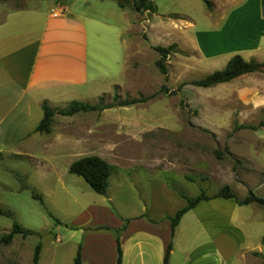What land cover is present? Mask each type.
Segmentation results:
<instances>
[{
  "label": "rangeland",
  "instance_id": "374dc122",
  "mask_svg": "<svg viewBox=\"0 0 264 264\" xmlns=\"http://www.w3.org/2000/svg\"><path fill=\"white\" fill-rule=\"evenodd\" d=\"M85 1L0 0V22L15 8L49 9L71 2L83 8ZM88 2L90 16L126 27L124 46L115 45L111 37L102 38L97 55L104 75L84 88L83 102L106 108L56 113L50 133L3 147L0 153V208L11 212L0 215V237L15 222L30 230L24 239L30 264L38 244L39 264H72L78 246L89 247V231L97 228L91 226L100 220L112 227L116 218L173 214L186 203L182 195L210 197L224 186L243 199L252 181L264 177V105L258 103L264 99V69L207 87L195 84L222 69L214 58L227 61L238 54L229 47L213 58L227 45L228 30L221 28L222 20L217 28L209 24L202 0H154L157 14H168L176 23L168 33L149 27V12L127 5L126 22H120L115 0ZM124 55L125 69L118 68ZM133 99L135 103L120 105ZM88 155L113 166L105 195L68 172L72 161ZM33 194L41 196L42 203ZM257 224L264 231V221ZM105 231L114 236L111 228ZM197 235L196 220L182 217L168 264L198 263L202 258H188L199 244ZM253 240L248 242L255 244ZM241 257L227 264H254ZM258 261L262 264L263 256Z\"/></svg>",
  "mask_w": 264,
  "mask_h": 264
},
{
  "label": "crops",
  "instance_id": "0c3cea01",
  "mask_svg": "<svg viewBox=\"0 0 264 264\" xmlns=\"http://www.w3.org/2000/svg\"><path fill=\"white\" fill-rule=\"evenodd\" d=\"M210 1L214 13L207 9L209 24H215L217 28L222 20L221 28L226 26L228 30L227 45L217 49V56L213 55V58L230 47L245 60L264 59V0ZM116 5L119 7L116 20L126 22V11ZM82 7L71 2L49 9L15 8L0 22V153L3 147L42 134L35 128L43 116L41 105L44 101L55 109L71 101H87L84 88L104 75L101 69L104 66L98 56L103 37H111L117 46L125 45L126 27L90 16L88 0ZM181 15L193 20L187 13ZM163 16L172 21L163 22ZM147 20L150 28L163 29L167 33L176 25L171 16L159 15L157 11ZM214 59L222 64V68L228 61ZM125 64L124 55L123 62L117 67L125 69ZM261 101L258 103L264 105ZM250 191L264 198V177L252 181ZM175 212L165 213V216L164 213H145L136 219L116 218L112 227L105 221H98L91 227H109L114 238L104 229H91L89 247L81 245L82 264H115L114 230L119 231L121 264H163L168 244H172L174 236L169 217ZM186 216L196 220L200 240L188 256L189 261L202 258L195 264H227L228 260L242 255L241 258H251L254 264H259V257L264 259V231H260L262 227L257 224L264 221V211L256 204L239 205L232 198L212 197L198 202L182 217ZM16 235L20 234H14L10 243H0L5 248L0 252V264H30L24 250L25 238L21 235L15 238ZM249 238H254L255 244L249 243ZM170 255L171 251L169 258Z\"/></svg>",
  "mask_w": 264,
  "mask_h": 264
},
{
  "label": "trees",
  "instance_id": "16d2710c",
  "mask_svg": "<svg viewBox=\"0 0 264 264\" xmlns=\"http://www.w3.org/2000/svg\"><path fill=\"white\" fill-rule=\"evenodd\" d=\"M116 3L121 7H126L130 5V7L139 13L156 12L157 8L154 4V0H115ZM207 7L208 10L212 8V2L210 0H202ZM157 50L161 52H166L167 48L157 46ZM161 70L164 72V67L160 65ZM264 69V60L257 61L253 58L249 60H245L241 55L236 54L231 56L227 61L226 65L219 70H214L213 72L207 74L203 78L195 81V84L199 86H210L217 83L228 82L238 76L243 74L252 73L256 71H260ZM102 98H100L101 100ZM136 100H129L120 102V105H129L135 103ZM43 116L36 126L35 130L41 133H49L51 131V125L53 121V116L58 113L61 115H73L78 112H87L95 109H104L106 106L100 104H90L88 102L83 101H71L68 103L66 108L55 109L48 105L46 101H44L41 105ZM108 107V106H107ZM113 171V166L106 161L105 159L96 156V155H88L80 157L74 161H72L68 166V172L70 174L78 175L83 178V180L89 185V187L96 193L105 195L109 186V178ZM33 196L38 199L42 203V198L39 195L33 194ZM182 197L186 200V205L182 208L178 209L172 217H169L171 232L174 234L175 228L179 224L181 217L193 208L198 202L202 200H206L212 197H223V198H232L239 205H246L250 203H254L262 208H264V198H260L256 196L252 191L248 193L246 197L243 199L238 198L230 187L224 186L221 188L216 194L210 197H205L203 194L198 195L195 198H190L182 195ZM0 215H11L9 210H5L0 208ZM105 229L108 230L109 227H97L96 230ZM115 231L116 236V250H117V259L115 264H121L122 262V251L120 247L119 241V231ZM14 234H20L23 238L27 235L31 234L30 230H25L21 226H19L16 222L12 226V228L0 237V243L8 244L11 242ZM264 244V238L262 240ZM172 244L169 243L167 247V251L164 257L163 264H168L169 253L171 251ZM41 250V245H36L32 257V264H37L39 260V253ZM73 264H82L81 258V245L78 246L76 255L73 260Z\"/></svg>",
  "mask_w": 264,
  "mask_h": 264
}]
</instances>
